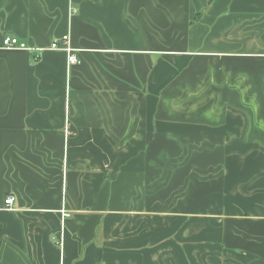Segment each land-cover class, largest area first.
I'll return each instance as SVG.
<instances>
[{
  "label": "crops",
  "instance_id": "0c3cea01",
  "mask_svg": "<svg viewBox=\"0 0 264 264\" xmlns=\"http://www.w3.org/2000/svg\"><path fill=\"white\" fill-rule=\"evenodd\" d=\"M0 264H264V0H0Z\"/></svg>",
  "mask_w": 264,
  "mask_h": 264
},
{
  "label": "built area",
  "instance_id": "2783aa9c",
  "mask_svg": "<svg viewBox=\"0 0 264 264\" xmlns=\"http://www.w3.org/2000/svg\"><path fill=\"white\" fill-rule=\"evenodd\" d=\"M3 47L6 49H20V50L31 49L24 41H21L18 37L9 36V35L4 38ZM50 48L55 50L67 51L69 65H74L80 62L73 51L74 49L70 46L68 35H64L60 39H55L51 43ZM15 199L16 197L14 195H8L5 199L6 206L9 207L10 209H13Z\"/></svg>",
  "mask_w": 264,
  "mask_h": 264
},
{
  "label": "trees",
  "instance_id": "16d2710c",
  "mask_svg": "<svg viewBox=\"0 0 264 264\" xmlns=\"http://www.w3.org/2000/svg\"><path fill=\"white\" fill-rule=\"evenodd\" d=\"M201 14V12H199L198 14H197V17H196V19L199 17V15Z\"/></svg>",
  "mask_w": 264,
  "mask_h": 264
}]
</instances>
